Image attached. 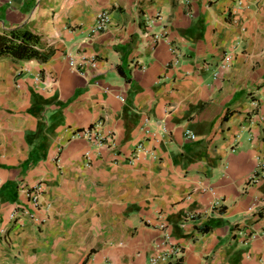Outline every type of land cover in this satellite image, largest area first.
<instances>
[{"label": "crops", "instance_id": "1", "mask_svg": "<svg viewBox=\"0 0 264 264\" xmlns=\"http://www.w3.org/2000/svg\"><path fill=\"white\" fill-rule=\"evenodd\" d=\"M24 32L44 59L0 57V264H150L159 221L174 264H264V0H0Z\"/></svg>", "mask_w": 264, "mask_h": 264}, {"label": "built area", "instance_id": "2", "mask_svg": "<svg viewBox=\"0 0 264 264\" xmlns=\"http://www.w3.org/2000/svg\"><path fill=\"white\" fill-rule=\"evenodd\" d=\"M110 24V16L108 12H99L96 17V22L91 30L93 33L95 32H103L105 31ZM155 39L158 40L155 36ZM69 66L73 70H78L80 67L84 66L85 64H89L92 67L96 66L97 59L92 57L89 60H85L82 57L76 58L69 55ZM225 64L223 65V67ZM85 140H87L91 144H95L98 147L107 146L112 139V135H109L107 138L102 136L97 132V126H93L91 128H86L81 131V135ZM191 139H194V136H189ZM142 146H138L136 152H141ZM134 157V155L132 156ZM89 156L86 155V160H89ZM264 179V167L257 168L252 174L248 177V184H256L260 180ZM42 193L41 185L33 186L26 190L25 194L27 199L30 202V205L33 209H37L39 206V198ZM18 212L15 211L11 214V220H17ZM33 217V215H32ZM149 224V223H148ZM160 233V244L158 246L157 254L151 259L150 264H174L179 260L182 254V250L180 246L175 244L170 237V232L167 224L163 221H159L157 224L154 225ZM163 248V249H162ZM106 264H110L107 261Z\"/></svg>", "mask_w": 264, "mask_h": 264}, {"label": "trees", "instance_id": "3", "mask_svg": "<svg viewBox=\"0 0 264 264\" xmlns=\"http://www.w3.org/2000/svg\"><path fill=\"white\" fill-rule=\"evenodd\" d=\"M21 35L22 36L19 37L20 42L14 44V41L17 40V35L12 33L11 38H7L6 35L0 34V57L9 55L14 59H44V57L40 56V54L30 46L31 41L35 37L28 32H24Z\"/></svg>", "mask_w": 264, "mask_h": 264}, {"label": "rangeland", "instance_id": "4", "mask_svg": "<svg viewBox=\"0 0 264 264\" xmlns=\"http://www.w3.org/2000/svg\"><path fill=\"white\" fill-rule=\"evenodd\" d=\"M20 261V260H19Z\"/></svg>", "mask_w": 264, "mask_h": 264}]
</instances>
